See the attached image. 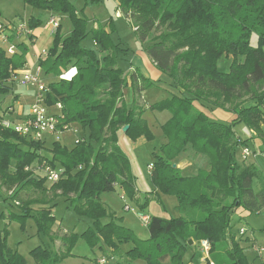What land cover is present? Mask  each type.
<instances>
[{
	"label": "trees",
	"instance_id": "16d2710c",
	"mask_svg": "<svg viewBox=\"0 0 264 264\" xmlns=\"http://www.w3.org/2000/svg\"><path fill=\"white\" fill-rule=\"evenodd\" d=\"M23 1L33 8L69 15L70 34L64 35L59 24L40 66L46 75L60 77L70 66L76 73L48 83L45 102L61 104L63 124L89 129V138L78 139L69 149L61 140L49 147L48 140L28 139L0 128V189L11 194L6 200H12L20 211L10 212L8 218L22 227L34 218L38 232L54 240L59 236L53 231L57 219L52 209L57 199L64 198L78 217L93 222L81 235H61L59 251L33 248L30 254L36 264L57 263L71 256L81 237L92 246L103 241L115 250L121 243L132 242L128 255L146 264H188L190 240L198 244L208 240V262L250 264L232 231V216L241 207L250 213L264 208V173L254 162L242 159L240 149L249 146L235 127L243 122L264 139V0H117L137 40L146 43L145 53L177 90L149 106L143 92L156 83L137 68L124 73L118 58L129 54L128 48L115 43L105 27L89 29L88 19L77 14L71 0ZM41 23V18H31L29 27ZM254 33L256 46L251 44ZM90 35L99 55L82 45ZM17 47L19 51L12 55L0 47V94L12 87L3 80L26 64L27 45ZM224 56L232 60L228 71L218 67ZM128 87L134 94L131 106L125 99ZM203 107L223 108L237 116L225 123L210 117ZM147 109L171 113L162 125L168 142L162 145L163 154H156L150 178L153 191L177 198L180 215L152 216L150 236L142 239L120 223L101 196L120 186L137 200L119 133L128 126L125 132L131 139H153L143 117ZM188 146L209 160V169L187 176L174 165ZM48 166L63 169V177L51 182L39 172ZM47 181L52 183L49 187ZM34 205L40 206L35 210ZM8 230H0V264H24V257L7 242Z\"/></svg>",
	"mask_w": 264,
	"mask_h": 264
},
{
	"label": "rangeland",
	"instance_id": "374dc122",
	"mask_svg": "<svg viewBox=\"0 0 264 264\" xmlns=\"http://www.w3.org/2000/svg\"><path fill=\"white\" fill-rule=\"evenodd\" d=\"M71 1L75 5V11L77 14L88 19L89 29L100 25L105 27L111 34L115 43H120L122 46L128 48L127 52L129 53V56L140 52L141 49H144L143 43L137 40L131 23L118 9L117 0ZM31 8L33 9L32 17H30V13L27 10H31ZM56 16L61 22L62 32H71L73 24L69 15L56 13ZM49 17L50 16L46 13V11L39 8H29L24 4L23 0H0V23L5 25L8 29V31H6L7 34H12L11 28H16L22 25H27L28 28L31 29L29 27V21L31 18H41L42 22L39 26L31 29L37 32L35 41H31L26 35H22L18 39L14 38L17 50H19L17 47L18 44H21L22 41L25 45H27L26 64L16 70L18 77L13 83L14 93L15 95H19L18 103H15V112L11 115V117L15 120L20 118V115L26 116L31 111L32 105L38 100V92L40 91L39 86L36 83H30L26 86L19 83L18 79L22 77L24 72H40L41 77L47 79L48 82H50L53 78L49 77L53 75H46L40 66V59L44 60L47 56H42L41 58L38 56L44 50L49 51L53 45L54 34L49 30L50 26L47 24V22L49 23L50 21ZM91 35L82 42V45L92 47L99 55V49ZM11 38L12 36L8 38L9 42L11 41ZM257 40L258 35L254 33L251 38V44L256 46ZM0 46H2L1 41ZM3 46H5V48L8 47V45L5 44H3ZM130 60L131 59L128 55L125 57L119 56L118 58V65L122 68L124 73H127L130 69ZM231 63V58L224 56L219 60L218 67L222 71H228ZM71 67L72 66L68 69ZM65 71H63V73ZM144 96V100L147 103L150 102L152 104L156 101V98H160L162 96V92L153 86L147 89ZM13 103L14 98L9 96L6 97L5 94H0V109H5ZM40 105L46 108L48 112H59L57 107L49 106L45 101H43ZM159 112L161 113V111L157 112L155 110L147 109L144 115L153 125L151 129L154 134L153 139L141 136L134 140L131 139L124 130H122L119 135L120 146L129 158L131 171L134 175L135 186L142 196L146 192L155 188L151 182L149 166L156 161V154L159 156L163 154L162 145L167 141L160 121H158L157 118L159 116L156 117ZM207 112L210 114V117L222 120H231L237 116V114L232 111L218 107L207 108ZM235 130L242 139L247 140L248 146L252 151L254 148L258 150V152L264 150V139L258 136L255 132L254 135L245 123L241 122L237 124ZM83 137L89 138L88 128L78 127L77 131H75V129H71L63 131L60 134L62 144L66 145L69 149L74 147L78 139ZM56 139V137H50L47 145L50 147L52 142ZM94 146L96 147L95 143ZM191 149L192 150L189 149L186 153L193 161L194 152H192L191 155L190 153L194 150L193 148ZM240 150L239 154L241 155L242 148ZM248 160L255 162L256 166L264 173V157L262 155L257 158L250 156L248 157ZM194 169L196 168H190L186 171V173H193ZM39 172L44 174V171ZM51 184L52 183L49 181L46 183V185ZM0 194H2L0 195V230H4L5 228L9 229L7 242L14 251H17L24 257V264H36L34 258L30 254V250L37 246H48L51 251L55 252L57 250L55 240L51 239L44 233L38 232L35 219L29 218L25 221L24 227H22L19 222L10 220L6 215L4 217L1 216V212L4 207H12L13 209H17V207L13 203L7 204L9 202L3 200V196L9 197L11 195L8 191L2 188L0 189ZM102 195L106 202L109 203L108 206L111 208L110 210L116 214L120 221L125 226L129 227L139 238H149L150 236L149 226H147L146 222L142 219L144 212L149 215L152 214L164 217L180 215V210L177 208V198L173 195L165 194L160 191L158 198L147 200V206L145 209L141 206L140 201L130 198V196L121 187L112 192H105ZM126 204L129 205L131 210L126 209ZM55 214L58 220L61 221V228L63 230L69 231V233H77L81 235L82 232L80 231L83 230L86 222L81 221L78 218V215L72 206H68L65 202H61L55 207ZM8 221L11 223L6 224ZM231 225L233 233L236 234L237 241H239L242 247L244 246L245 254L249 263L264 264V252L261 254L256 250V247L258 246L264 247V208L258 213H250L242 207L236 209L232 216ZM241 230H245L246 232L243 236L240 235ZM252 238L256 239L253 240ZM249 242H251V244H249ZM133 247L134 244L132 242H125L119 244L118 248L115 250L103 241H101L98 245L92 246L87 239L81 237L76 241L71 256L60 262L51 264H98L97 258L106 259L104 264H146L144 259H133L128 255V251ZM195 248L196 247L192 250L193 254L189 250L186 253L185 259L187 262L191 264H208L207 260L206 262H204L205 260H202L203 251L199 248ZM258 254H261L260 257H258ZM166 264H171V262L167 261Z\"/></svg>",
	"mask_w": 264,
	"mask_h": 264
},
{
	"label": "crops",
	"instance_id": "0c3cea01",
	"mask_svg": "<svg viewBox=\"0 0 264 264\" xmlns=\"http://www.w3.org/2000/svg\"><path fill=\"white\" fill-rule=\"evenodd\" d=\"M118 2V1H117ZM26 6H28V5H26ZM29 8H30V6H28ZM28 10V12L30 13V17H32L33 16V12H32V8H31V10L30 9H27ZM46 13L50 16L49 17V20L50 19H56L57 21H58V23L59 24H61V22H60V20H59V18L56 16V13H54V12H49V11H46ZM122 14V13H121ZM129 21V20H128ZM1 24V23H0ZM47 24L50 26V28H49V30L54 34V29H53V27H52V25L50 24V23H48L47 22ZM94 28H97V26L96 27H94ZM134 29V28H133ZM11 30H12V28H11ZM7 31H8V29H7ZM12 34H7V36L8 37H10V36H12V38H11V41H10V43H12L15 47H16V44L14 43V38H20L22 35H26L27 37H30V36H33V38L32 39H30L31 41H35V38L37 37V32L35 31V30H31L30 29V33H29V35L26 33V32H24V33H19V31L18 30H16L15 31V29H14V31L12 30V32H11ZM6 34V33H5ZM64 35H69L70 34V32H65V33H63ZM17 43H19V42H17ZM21 43H24L23 41L21 42ZM144 45V47L146 46V43H144L143 44ZM1 48H3V49H5V46H3V44H2V46H0ZM16 51H19V50H17V48H16ZM128 55V57H130V61H131V65H130V69H129V71L127 72V74L128 73H130L132 70H134L135 68H137L138 70H139V72L140 73H142L145 77H147L148 79H150V80H152V81H154L155 83H156V86H154V87H156V88H158L159 89V91H161L162 92V96L160 97V98H156V101L155 102H157V101H159V100H162V99H164V98H167V97H170L171 95H172V93H177V90L173 87V85H172V81H171V79H169L165 74H163L161 71H159L157 68H156V66H155V64L153 63V61L151 60V58L145 53V51H144V49L142 50L141 49V51L140 52H138V53H135L134 55L132 54V55H130L129 56V54H127ZM39 56V58H41L42 57V55H41V53L38 55ZM75 73H76V68L75 67H71L70 69H68L67 71H65L60 77H54V76H49V77H53L52 78V80L50 81V82H52V81H57V80H59V79H61V78H64V79H70V78H72L74 75H75ZM43 80H44V82L46 83V84H48V83H50V82H48V80L47 79H45V78H43ZM47 81V82H46ZM147 90H145L144 92H143V101L147 104V106H149V105H151V103L149 102V103H147L144 99V95H145V92H146ZM15 91H14V87H13V85H12V87L10 88V90H9V92L8 93H6L5 95H6V97L7 96H9V97H12V98H14V103L13 104H11V105H9V106H11V107H13L14 109H15V106H16V104L18 103V101H19V95H15V93H14ZM125 99H126V102H127V104L129 105V106H131L132 105V103H133V98H134V94H133V90H132V88L131 87H128V88H126L125 89ZM41 94V92L39 91L38 92V96ZM5 99V98H4ZM154 102V103H155ZM16 103V104H15ZM153 104V103H152ZM1 105V104H0ZM54 107H57V109L59 110V112H55V114H60L61 113V108L60 107H58L57 105H54ZM203 110H205L206 112H207V108H204L203 107ZM158 112V111H157ZM167 112V113H166ZM146 113V112H145ZM145 113H144V115H145ZM208 113V112H207ZM162 116H161V115ZM209 114V113H208ZM143 115V117L147 120V122H148V124H149V126H150V128L152 129V127H153V125L149 122V120H148V118H146L145 116ZM210 115V114H209ZM157 116H159V117H157ZM156 117L158 118V121H160V124H161V126L167 121V120H169L170 119V117H171V113L169 112V111H167V110H165V112L164 111H161V113L159 112L158 113V115H156ZM219 120H221V121H223V122H225V123H228L229 122V120H222V119H219ZM252 131V130H251ZM253 132V134L255 135V133H254V131H252ZM119 135H120V133H119ZM167 138V137H166ZM168 142V139H167V141H166V143ZM120 144V143H119ZM189 149L190 150H192L191 149V147L190 146H188L185 150L186 151H183L184 153H181V154H179V156L174 160V162H175V164L174 165H176L177 167H179V169L181 170V172L184 174V175H187V176H194V175H196L197 173H198V171L200 170V169H202V168H204V169H209V160L208 159H206V157L204 156V155H202V154H199V153H197L194 149V151H191V153H190V155L192 154V152H194V154H193V156H194V158H193V161L191 160V158H190V156L189 155H187V151H189ZM255 149V148H254ZM192 156V157H193ZM257 157H259V156H257ZM257 157H254V158H257ZM248 160V159H247ZM249 161V160H248ZM249 162H253V161H249ZM255 163V162H254ZM256 164V163H255ZM200 167V168H199ZM202 167V168H201ZM190 168H196V169H194V172L193 173H186V171L188 170V169H190ZM150 171H151V169L149 168V173H150ZM262 171V170H261ZM48 187L50 186V185H47ZM120 186H117V188L116 189H118ZM153 190H155V188L154 189H151L150 191H148V192H146L143 196L140 194V192H139V190H138V194H137V201H140V203H141V206L146 202V200L148 199V200H150V199H156V198H158V196H159V193H157V192H155V191H153ZM151 192H153V193H151ZM0 195H2V194H0ZM101 199H102V201L104 202V204H105V206L110 210L111 208L108 206V204L109 203H107L106 202V200H105V198L103 197V195L101 196ZM3 200L4 201H6V202H9V203H7V204H10V203H13L14 204V202L12 201V200H6V196H3ZM61 202H65L68 206H69V202L68 201H65V199L64 198H59V199H57L56 200V206L58 205V204H60ZM177 202V206H178V201H176ZM15 205V204H14ZM147 205V204H146ZM16 206V205H15ZM40 205H34L33 206V209H38V207H39ZM55 206V207H56ZM126 206H129L128 204H126ZM55 207L52 209V211H53V214L55 215V217H56V219H57V221H56V224H55V226L53 227V231H54V233L56 234V235H58L59 237H57L56 239H54L55 240V242H56V247H57V250L56 251H59V250H61V244H62V242H61V238H60V236L61 235H63L64 233H67V232H69V231H65V230H63L61 227H62V223H61V221L60 220H58V218H57V216H56V214H55ZM144 209H145V207H144ZM111 211V210H110ZM134 211V210H133ZM145 211V210H144ZM10 212L11 213H16V212H20L19 211V209H18V207H17V209H13L12 207H4V209L2 210V212H1V216H2V214L4 213V215L6 214V216L8 217L9 216V214H10ZM152 216H154V215H152V214H147L146 212H144V214H143V216H142V219H143V221L144 222H146V224H147V226L149 225V222H150V220H151V217ZM179 216V215H178ZM2 217H4V216H2ZM115 217H117L116 216V214H115ZM81 221H84V222H86V224L84 225V228H83V230L82 231H80V232H83V231H85L86 229H88L90 226H93V222L92 221H90L89 219H87V218H81V217H78ZM118 218V217H117ZM144 218H146V219H149L148 221H146V220H144ZM34 219V218H33ZM109 219H105L104 221L105 222H107ZM11 222H7L6 224H10ZM123 226H125L122 222H120ZM125 227H127V226H125ZM127 228H129V227H127ZM130 229V228H129ZM76 231V230H75ZM142 239H147V238H142ZM253 240L254 239H256V238H252ZM249 240H251V239H249ZM21 242V241H20ZM255 242V241H254ZM249 244H251V242H249ZM192 246L189 248V251L190 252H192V250L194 249V247H196L195 249H197V248H199V249H201V246H200V244H198V242H193L192 244H191ZM260 245V244H259ZM199 246V247H198ZM45 248H48V246H44ZM33 249V248H32ZM31 249V250H32ZM49 249V248H48ZM30 250V251H31ZM50 250V249H49ZM201 251H202V249H201ZM192 254H193V252H192ZM204 258H205V253L203 252V256H202V260H204ZM98 260H99V258H97ZM101 259V258H100ZM97 261V260H96ZM203 262V261H202ZM188 264H191V263H189L188 262Z\"/></svg>",
	"mask_w": 264,
	"mask_h": 264
},
{
	"label": "built area",
	"instance_id": "2783aa9c",
	"mask_svg": "<svg viewBox=\"0 0 264 264\" xmlns=\"http://www.w3.org/2000/svg\"><path fill=\"white\" fill-rule=\"evenodd\" d=\"M49 23L52 25L54 29V33L56 32L59 23L56 19H50ZM18 30L19 33L26 32L28 35L30 33V29L27 25H22L16 28H12L14 31ZM7 28L5 25L0 24V41L2 44L8 45L5 48V51L8 55H12L16 52V47L9 42V37L7 36ZM6 33V34H5ZM42 56H47L48 51L44 50L41 53ZM17 72L13 71L10 77L6 80H3L4 83L13 85V83L17 79ZM19 80V83L23 86H26L30 83H36L39 86V90L41 94L38 96V100L34 103L31 107V111L26 116H19L16 120L11 117V115L15 112V109L11 106L6 107L5 109H0V128L3 129H10L18 133L19 135L36 140V141H46L50 137H56L55 141L60 140V134L66 130H74L77 131L78 127L76 124H63L62 123V116L59 114L48 112L46 108L42 107L40 104L45 101V96L48 89V85L44 82L43 78L41 77L40 72H33L27 71L24 72L22 77ZM2 83L0 81V87ZM58 107L61 108V104H57ZM263 156L264 151H252L249 147H243L241 157L243 160H247L248 157L253 156ZM152 170V165L149 166ZM44 174L48 177L51 182H57L63 177V169L61 168H52L50 166L45 168ZM127 210H131L129 206H126ZM144 220L148 221L149 219L144 218ZM245 230L240 231V235L243 236L245 234ZM200 246L202 251L205 253V261L209 257L210 251V243L208 240H202L200 242ZM257 252L261 253L264 252L263 246L256 247ZM260 254V255H261ZM106 259L101 258L98 260V264H104ZM208 262V260H207ZM207 264V263H206ZM208 264H214V262H208Z\"/></svg>",
	"mask_w": 264,
	"mask_h": 264
},
{
	"label": "water",
	"instance_id": "95a60500",
	"mask_svg": "<svg viewBox=\"0 0 264 264\" xmlns=\"http://www.w3.org/2000/svg\"><path fill=\"white\" fill-rule=\"evenodd\" d=\"M128 129V126H126L125 128H124V131H126ZM176 166V165H175ZM193 243V241L192 240H190V244H192Z\"/></svg>",
	"mask_w": 264,
	"mask_h": 264
}]
</instances>
